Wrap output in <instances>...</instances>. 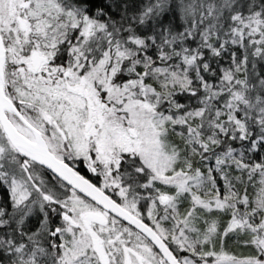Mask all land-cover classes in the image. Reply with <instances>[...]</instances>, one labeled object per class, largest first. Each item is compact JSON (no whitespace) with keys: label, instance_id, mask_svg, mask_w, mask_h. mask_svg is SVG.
I'll list each match as a JSON object with an SVG mask.
<instances>
[{"label":"snow or ice","instance_id":"1","mask_svg":"<svg viewBox=\"0 0 264 264\" xmlns=\"http://www.w3.org/2000/svg\"><path fill=\"white\" fill-rule=\"evenodd\" d=\"M0 264H264V0H0Z\"/></svg>","mask_w":264,"mask_h":264},{"label":"trees","instance_id":"2","mask_svg":"<svg viewBox=\"0 0 264 264\" xmlns=\"http://www.w3.org/2000/svg\"><path fill=\"white\" fill-rule=\"evenodd\" d=\"M228 246L230 247V248H233L234 250H235V244H234V242L232 241V240H229L228 241Z\"/></svg>","mask_w":264,"mask_h":264}]
</instances>
